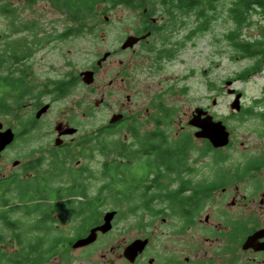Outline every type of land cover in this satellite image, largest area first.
Here are the masks:
<instances>
[{
    "label": "flooded vegetation",
    "instance_id": "1",
    "mask_svg": "<svg viewBox=\"0 0 264 264\" xmlns=\"http://www.w3.org/2000/svg\"><path fill=\"white\" fill-rule=\"evenodd\" d=\"M46 1L59 8L54 0ZM107 4L111 8L122 6L136 15L130 17L132 23L124 21L128 15L117 16L116 21L103 16L104 27L113 22L120 26L114 31L104 28L96 41L104 45L96 46L98 51L84 69L53 80H34L29 60L27 66H19L29 54L7 66L0 53V103L3 88L15 85L29 94L32 104L28 127L20 132L30 135L37 131L34 126L50 112L52 97L64 100L79 86L87 89L89 98L83 100L87 107L82 116L92 118L84 129L77 117L63 110L50 121L47 133H42L47 138L45 144L30 145L29 154L23 160L13 159L5 170L6 164L0 165L1 221L9 236L20 243L16 224L7 217L9 211L21 209L29 216V264H264V150L230 168L217 159L213 164L223 166L212 176L207 170L208 174L196 170L198 159L190 157V143L177 141L175 117L169 106H164L172 94L171 86L155 90L162 82L160 74L175 65L185 46L192 45L197 35L211 31L208 24L220 19L214 14L216 10L199 16L191 8L176 5L192 7L190 0ZM155 5L166 7L162 10L165 14L154 16ZM228 19L235 26L239 24L233 16ZM224 22L220 23L224 26ZM73 29L61 36L78 35ZM227 34L237 36L232 28L222 34L226 40ZM230 46L233 50L240 47L238 42ZM260 51L252 55L244 52L243 58L255 59L254 63L228 79L223 77L220 88L222 92L232 88L233 93H227L232 100L240 93L238 109L232 112L240 121H256L253 125L264 135V96L255 97L244 107L243 93L233 86L237 79L246 81L262 71L253 57L260 55L259 61L264 58V48ZM85 72L90 74L88 83ZM46 96L52 99L44 101ZM212 103L215 105V100ZM45 105L47 109L37 117ZM198 107L205 111L201 117L209 115L213 121H221L229 133L208 106ZM185 115L179 122L180 130L186 134L184 130L193 129L196 137L198 128L189 123L193 111ZM16 135L14 132V139ZM196 138L204 141L202 153L230 144V133L222 147H212L205 137ZM11 143L0 151V160ZM98 180L94 196H89L92 181L98 184ZM7 193L18 194L15 207L4 198ZM101 200H109L111 207L99 210ZM121 209L128 215L130 229L126 226L114 236L116 220L123 216ZM108 212H113L112 218L109 228L103 230ZM91 230L93 241L73 247ZM7 242L0 233V247ZM1 250L0 262L15 258L18 252L6 255Z\"/></svg>",
    "mask_w": 264,
    "mask_h": 264
},
{
    "label": "rangeland",
    "instance_id": "2",
    "mask_svg": "<svg viewBox=\"0 0 264 264\" xmlns=\"http://www.w3.org/2000/svg\"><path fill=\"white\" fill-rule=\"evenodd\" d=\"M232 2V0H219L216 2L214 14L220 19L208 24L211 31L197 35L193 39L192 45L185 46L175 65L171 66L170 69H165L160 74L158 79L161 78L162 82L160 87L157 86L155 89H167L171 86L172 94L170 97L167 96L164 106H169L168 108L175 117L176 123H174L173 129L177 132V141L185 144L190 143L189 155L198 159V162L194 163L195 169L200 172L207 170L210 176L214 171L218 173L223 165L230 168L229 166L237 165V161L250 159L259 152L262 154L264 150V135L258 132L255 128L256 125H253L256 121L252 124L251 120H238L237 114L232 112L230 108L232 96L227 94L226 91L222 92L220 88L223 77L228 79V77L234 76L255 61V59L243 58L246 55H243L242 49L239 47V50H233L234 46H230V43L234 44V42H239L242 38H245L249 41L260 40L264 44V16L250 11L244 16L243 21L240 20L239 24L235 26L228 21V17L232 16L229 9L235 8V4H232ZM154 9L155 11L152 14L160 16L165 14L162 10L167 8L162 5H155ZM134 15H136L135 12H128L122 6L111 8L110 4L108 5L103 1L98 3L91 12L77 14L75 18L78 20L75 21V18L69 15L66 10L54 7L50 1L0 0V53L6 57L11 53L7 50H11L13 47L17 49L20 55L22 53L29 54V58L23 59L19 66L22 64L27 66L29 60L31 78L35 80L37 77L43 79L50 77L49 80H53V78L56 79L63 73L77 72L86 68L94 53L98 51L96 46L99 45L101 48V44L104 45L103 43H96V41H99L104 28L105 31H114L115 26H120L117 22H113L114 24L111 23L104 27L101 24L103 16L110 17L112 21H116L117 16H126L128 18L124 21L132 23L133 19L130 17ZM223 21H225L224 26L221 24ZM71 27L76 28L73 30L78 35L62 37V33L68 31ZM231 28L236 31L237 36L229 41L224 39L222 34L228 32ZM217 39H220L219 43ZM260 48H264V45ZM253 57L256 58V62H258V66L261 67L262 71L254 73L246 81L237 79L233 84L237 90L243 93L241 104L244 107L251 105L255 97L261 98L264 96V58L259 61L260 55ZM7 64L9 63L4 62V65ZM169 74L173 76L171 77ZM163 76H166L167 79L164 80ZM86 90V88L79 86L73 89L71 94L64 100L58 96L55 98L46 96L44 101H50L53 98V106L50 112L38 120V123L34 126L37 131L31 132L29 135V132H20L23 128L28 127L29 112L32 109V104H29V94L19 93L21 90L16 89L15 85L8 89L4 87V99L0 104H5L9 111L0 110V122L3 127H10L17 134L5 151L7 155L4 153L0 160V165L4 166L6 164L4 170L6 167H11L13 159L23 160L29 154L30 145L45 144L47 138L42 133H47V130L52 126L50 121L65 109L67 110L66 114L77 117L75 119L79 121L76 122L80 123L82 128L87 129L92 118L82 116L87 107V104L83 102L84 99L88 98ZM16 95L18 96L15 97ZM142 98L143 96L137 99L141 100ZM213 100H215V105L212 103ZM91 101L92 99L89 100L90 103ZM198 106H208L215 118L223 121L230 133V144L228 146L216 151L212 149L207 153L206 151L202 153L204 141L202 142L192 135L193 129L186 127L188 128L184 130L186 134H182L179 125L180 120H183L186 113L193 111ZM6 159L10 162L5 161ZM217 159L222 160L223 165L213 164ZM204 165L205 167L202 168ZM207 171L206 174H208ZM97 182L98 184L92 181L93 184L88 189L89 196H94L95 187L99 185L100 181ZM15 193L4 195L7 203L13 207L18 202V194L14 195ZM98 203H101L99 207L101 211L111 207L109 200H101ZM114 204L116 205V202ZM90 208L91 210L95 209L94 202L90 204ZM121 211L120 215L123 216L116 220L114 236L120 235L122 228L126 226L130 229L128 215L123 214V209ZM8 214L7 218L16 224L19 238L21 240L26 238L27 241H20L21 245L18 242L15 243L12 236H9L10 233L4 226L5 223L1 221L3 213L0 212V233L3 235V240L7 242L10 237L12 238L9 241L12 243L7 242L0 247L6 255L18 251L21 246H26L29 243V225L27 223L29 216L21 209H13ZM104 238L106 239V237ZM25 250H28V248ZM0 264L10 263L2 261Z\"/></svg>",
    "mask_w": 264,
    "mask_h": 264
},
{
    "label": "trees",
    "instance_id": "3",
    "mask_svg": "<svg viewBox=\"0 0 264 264\" xmlns=\"http://www.w3.org/2000/svg\"><path fill=\"white\" fill-rule=\"evenodd\" d=\"M54 1L56 6L66 10L69 15L75 18L79 13L83 14L84 12H88V13L91 12L92 10H94V7L100 2L104 1L106 3L110 2L115 4L116 2H119L121 0H54ZM168 1H173V0H168ZM177 1H183V0H177ZM190 1L193 2L192 7L185 4H176V5L178 6V8H183V9L191 8L194 10L196 15L205 16L206 15L205 11L214 9L216 6V2H218L219 0H190ZM232 1H233L232 4H235V8L233 7L229 9V12L232 13L231 15L234 17V19L237 22H240V20L243 21L244 16L248 14V12L250 11H254L264 16V0H232ZM152 8H154V6H152ZM226 38L228 40H233L234 37L232 34L229 35L227 34ZM238 45L242 48V50H244V52H247L248 54L252 55L253 53L261 52L260 47H262V45L264 44L260 40L249 41L245 38H242V40L238 42ZM10 51L11 53L8 54L6 57L2 55V60L8 62L9 64L18 63L25 54V53H22V55L18 54L17 49L13 47L11 50L10 49L7 50V52ZM245 74H243V76H245ZM15 88L22 90L23 92L20 91L19 93L24 94V90L22 87L15 86ZM18 95H16L15 97H17ZM2 99H4V93ZM1 108H2L1 110H3L4 112L9 111L8 107L3 103L1 105ZM18 241L19 242L21 241L20 238H18ZM19 245H21V242ZM26 248H28V250H25ZM14 257L15 258H11V259L9 257V259H7L6 262H11L12 264H29V246L28 247L21 246L18 252L14 254Z\"/></svg>",
    "mask_w": 264,
    "mask_h": 264
},
{
    "label": "water",
    "instance_id": "4",
    "mask_svg": "<svg viewBox=\"0 0 264 264\" xmlns=\"http://www.w3.org/2000/svg\"><path fill=\"white\" fill-rule=\"evenodd\" d=\"M131 38L129 37L128 40ZM86 78L85 81L88 83L90 81V74L88 72H85ZM227 85L230 83L227 82ZM229 88V87H228ZM233 89L229 88L227 89V93L231 94L233 93ZM239 97L240 93H237L232 100L230 107L232 110L238 109V103H239ZM47 105L43 106L38 112L37 117L43 113L47 109ZM205 113L204 110H202L201 107H195L193 110V115L189 120V123L197 127L198 130L194 133L196 137H205L209 140L212 147H222L225 146L228 143L229 140V133L226 130L225 126L222 124L221 121H213L211 116L206 115L205 117H201V115ZM3 125L0 122V151L9 143L12 142L14 139V132L10 127L2 128ZM70 132H73L72 130ZM113 212H108L105 214V222L101 229L105 230L106 228H109L110 225V219L112 218ZM94 231L91 230V232L82 239H78L74 242L73 247L81 246L88 244L89 242L94 240Z\"/></svg>",
    "mask_w": 264,
    "mask_h": 264
}]
</instances>
